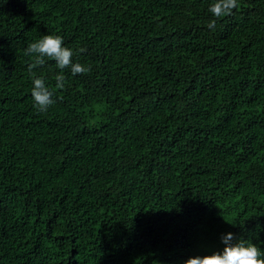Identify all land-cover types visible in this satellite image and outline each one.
I'll return each instance as SVG.
<instances>
[{
    "label": "trees",
    "instance_id": "trees-1",
    "mask_svg": "<svg viewBox=\"0 0 264 264\" xmlns=\"http://www.w3.org/2000/svg\"><path fill=\"white\" fill-rule=\"evenodd\" d=\"M213 2L0 0V264H185L227 232L264 248V0ZM47 34L90 67L62 89L25 54Z\"/></svg>",
    "mask_w": 264,
    "mask_h": 264
},
{
    "label": "clouds",
    "instance_id": "clouds-1",
    "mask_svg": "<svg viewBox=\"0 0 264 264\" xmlns=\"http://www.w3.org/2000/svg\"><path fill=\"white\" fill-rule=\"evenodd\" d=\"M238 7V0H215L208 12L215 18L230 14ZM215 20L208 24L211 29ZM25 54L34 56L39 65L45 63V58L55 62V66L61 70L55 78V87L62 89L65 86L63 70L68 69L72 75L83 74L90 71V67L74 61L73 50L64 42L58 34L42 35L39 39L30 42L25 48ZM31 97L33 106L40 112H46L55 103L54 92L46 83L43 75L33 73L31 78ZM222 250L214 251L203 256L189 258L185 264H264V248L258 246L251 239L237 238L232 232L221 234Z\"/></svg>",
    "mask_w": 264,
    "mask_h": 264
}]
</instances>
